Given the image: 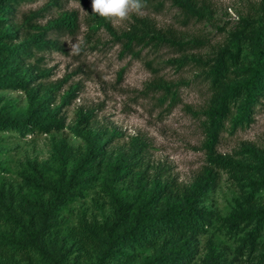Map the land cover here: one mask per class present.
Masks as SVG:
<instances>
[{"label": "trees", "instance_id": "16d2710c", "mask_svg": "<svg viewBox=\"0 0 264 264\" xmlns=\"http://www.w3.org/2000/svg\"><path fill=\"white\" fill-rule=\"evenodd\" d=\"M29 1L0 0V156L5 134L25 138L64 129L62 109L76 94L77 87H69L57 102L60 83L37 81L48 75L38 53L59 48L47 38L48 31L74 29L75 13L43 26L32 23L37 11L15 21L17 8ZM171 2L187 17L207 14L197 0ZM87 10L92 28L108 29L120 41L122 53L138 56L137 47L155 50L169 43L182 49L192 44L171 40L139 18L115 35L107 19L91 6ZM189 62L198 66L211 92L198 113L204 116L209 166L191 182L177 185L152 167L146 140L131 136L125 147L109 148L119 132L91 127L92 111H79L72 131L82 145L75 152L58 139L48 159H27L14 181L5 178L8 168L0 159V264H194L199 238L215 230L236 243L233 256L227 257L210 234L200 264H237L241 256L264 264V148L242 146L249 160L216 151L221 132L248 127L264 102V0L255 15L239 18L209 57L175 60L177 67ZM153 85L171 102L178 99L171 84L154 81L146 88ZM17 90L26 99L22 110L1 94ZM216 168L231 173L241 189L224 216L207 204L218 179ZM93 190L89 204L81 203L75 212L72 204L85 201Z\"/></svg>", "mask_w": 264, "mask_h": 264}, {"label": "rangeland", "instance_id": "374dc122", "mask_svg": "<svg viewBox=\"0 0 264 264\" xmlns=\"http://www.w3.org/2000/svg\"><path fill=\"white\" fill-rule=\"evenodd\" d=\"M207 10L204 17H187L171 0H146L142 13L133 14L126 21L107 19L115 35L126 31L136 18L147 21L161 34L178 42H191L182 49L169 43L159 47H137L138 56L120 52V41L104 26L93 27L88 17L91 0H31L21 4L14 20L21 22L25 14L37 11L32 23L48 25L55 18L74 12V29L64 26L51 28L47 38L57 41L58 49L38 53L43 57L41 67L48 71L46 77L37 81L45 85L60 83L55 95L56 101L69 88L77 87L75 97L62 109L66 127L46 135L18 138L5 134L2 143L5 153L0 156L8 168L4 174L8 180H15L17 172L25 168L27 159L42 162L49 158L52 144L64 139L75 152L82 145L72 126L79 111H92L90 126L97 129H116L119 136L108 143L109 148H123L131 136H139L148 143L147 159L152 167L162 171L163 177L177 185L191 182L205 167L209 166L203 148L205 131L204 116L198 113L208 103L211 92L206 80L199 75L194 63L177 67L176 59L181 57H209L240 17L253 16L260 0H197ZM161 81L176 90L178 99L171 102L163 96L157 86L146 88L149 83ZM10 99L16 109L22 110L26 99L20 91L1 93ZM264 148V102L256 107L253 120L248 127L234 132L223 131L219 136L216 151L232 156L236 160H249L242 146ZM218 179L209 192L207 204L219 215H227L233 199L241 192L239 182L224 169H215ZM95 194L90 191L85 201L72 204L76 212L80 204H89ZM92 211V206H89ZM94 211V210H93ZM211 236L233 256L236 243L223 231L215 230L199 238V252L194 264H200L204 253V242ZM241 256L237 264H252ZM254 261V260H253Z\"/></svg>", "mask_w": 264, "mask_h": 264}, {"label": "clouds", "instance_id": "9594fccd", "mask_svg": "<svg viewBox=\"0 0 264 264\" xmlns=\"http://www.w3.org/2000/svg\"><path fill=\"white\" fill-rule=\"evenodd\" d=\"M146 0H91L93 13L105 19L126 21L133 14H141Z\"/></svg>", "mask_w": 264, "mask_h": 264}]
</instances>
